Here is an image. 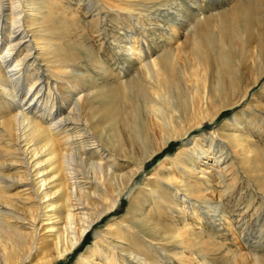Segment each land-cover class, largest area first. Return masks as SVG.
<instances>
[{
  "label": "bare ground",
  "instance_id": "obj_1",
  "mask_svg": "<svg viewBox=\"0 0 264 264\" xmlns=\"http://www.w3.org/2000/svg\"><path fill=\"white\" fill-rule=\"evenodd\" d=\"M64 1L0 0V264H55L91 232L73 264H218L220 251L264 264V218L244 250L223 201L241 165L264 171L250 132L256 116L264 128L262 99L185 142L263 81L264 0H75L88 23ZM121 19L134 33H111L113 69L81 39Z\"/></svg>",
  "mask_w": 264,
  "mask_h": 264
},
{
  "label": "rangeland",
  "instance_id": "obj_2",
  "mask_svg": "<svg viewBox=\"0 0 264 264\" xmlns=\"http://www.w3.org/2000/svg\"><path fill=\"white\" fill-rule=\"evenodd\" d=\"M63 4L66 6H70L71 8L73 7L77 8L80 18H83L84 21L88 23L91 17H88V13H85L84 9H85L86 3L78 5L76 4L75 0H65ZM226 5L221 4L220 6H217V8L222 9ZM146 13L147 12L143 11L142 16H144ZM150 16L153 17L154 15L151 14ZM153 18H156V19L153 20L152 25H156V23L158 24V22L160 21V18H157V17H153ZM153 18H151L150 20H152ZM144 23H148V20H145ZM90 27H87L86 29V32H85L86 39L85 40L81 39V41L83 40L86 44L88 45L90 44V46L94 48V50L96 49L97 51H100V48L103 46V49H101V51L99 52V55L109 63L108 65H110L111 68L119 69L120 67V63H119L120 56L119 55L120 54L114 47L113 36L111 35V33L117 34V35L119 34L120 38L122 37V39H125V35H130L131 33H134V31L133 32L131 31V29L126 25L125 20L123 19H121V21H119V23H117L115 26L114 24H112V22L107 20L106 23H104V26L101 27L100 36L98 35V33L96 34L95 28L92 29ZM120 28L122 30H119ZM59 31L60 30L56 29L57 34ZM135 32L140 34V36L142 34V31L138 29H136ZM159 32L160 31H158V33ZM55 38L58 41L64 40L58 35H56ZM165 42L169 43L168 40H165ZM80 50L82 49L80 48ZM99 72L100 70L94 71V73H99ZM263 86H264V79L262 82H260L259 85L255 86L254 89H252L253 91L251 92L250 97H248V99L243 104H241V106L233 107L231 108V110L221 114L219 116V121H217L216 123L206 122L203 128L194 131V133L190 137L187 138L190 140H187V141L178 140L171 146L165 148L162 154L159 155L153 162H151L148 168L142 173V178L148 177L150 173L154 170L155 166H157L159 162L161 161V159L165 157L167 154H170V155L175 154L179 150V148L183 145L184 141L189 142L191 141V139L197 136H201V134L208 135L209 132L212 130L211 128L213 127L220 128L227 119H230L232 115H234L235 111H238L240 109H245L247 107L250 108L252 102L247 103L250 98H254V97L261 98L262 104H264V90L262 89ZM62 95H64V97L67 98L68 91H65V93H63ZM62 95L60 94L58 98L60 103L63 102ZM251 107L252 109H256L254 108V106H251ZM250 117L252 118L255 116L251 115ZM256 117L257 118L255 120V125L257 127H255L254 125H251L250 132H251L253 141L256 143L255 145H262L264 147V128H262L261 130L258 129V127L262 126L263 120L260 119L258 116ZM260 160H261L262 165H264V155L260 156ZM254 167H255L254 162H251L249 165L248 164L241 165V167L239 168L241 181L237 184L232 194L229 193L228 197L226 196V198H224L223 200L224 203L226 204L225 208H226L227 216L233 226L232 227L233 234L237 237L238 242L240 241L239 243L243 244L242 248L244 250H248V248L244 246L242 237L244 238V242L245 241H249V242L257 241L258 236L260 234L259 231L261 228V226L259 225V221L262 222L263 219L262 220L260 219L264 218V212H263L264 211V171L258 172L254 170ZM261 173H263V175ZM215 179H218L216 176H214L213 182L217 183ZM142 181L143 179H141L139 182L141 183ZM228 182L229 184L232 182V176H229ZM128 204H129V199L125 198L124 202L120 205V207L112 214H115L116 216H121L127 211ZM112 214L111 215L109 214L105 218V220L98 225L104 228V226L106 225L105 222L110 221ZM259 215H260V218H259ZM188 216H189V219L192 220L191 223L193 224L198 223L197 221L193 219L194 217L191 215L190 210L188 211ZM205 218L206 217L204 214L203 221L205 223L203 224L209 227L210 230L218 231V235L220 234L222 237H227L228 239V240H225L224 238L223 239L217 238V240L221 243H228L230 247L235 249L234 245L232 244L230 240V237L231 236L233 237L234 235H231V233H229V231H226L223 227H220V226L211 227L212 224L210 225L207 224V221ZM175 222L180 223L181 221L177 219L175 220ZM94 238H95V235L93 232H91L86 238V240L83 241V244L79 247L80 249L76 250L73 254L69 255L65 259L58 261L55 264H73L75 260L78 258L77 256H79L80 252L84 251L93 242ZM262 241L264 243V237L262 238ZM224 255L225 253L223 251L218 252L216 263L223 264L224 260L226 259L225 257H223ZM175 263L181 264L178 261H175Z\"/></svg>",
  "mask_w": 264,
  "mask_h": 264
}]
</instances>
